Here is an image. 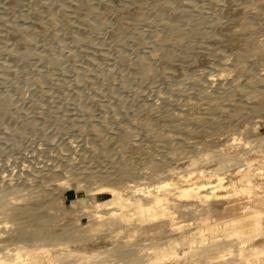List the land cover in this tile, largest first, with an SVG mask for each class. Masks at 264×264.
<instances>
[{
	"label": "rangeland",
	"instance_id": "obj_1",
	"mask_svg": "<svg viewBox=\"0 0 264 264\" xmlns=\"http://www.w3.org/2000/svg\"><path fill=\"white\" fill-rule=\"evenodd\" d=\"M227 1L228 6L245 7L246 12L264 10V0ZM105 2L0 0V179L15 187V191L26 187L19 188V194H38L44 201L58 193L60 212L56 214L74 211L76 220L71 222L77 223L87 219L79 212L85 202L111 198L108 193H85L83 175L90 169L83 166L113 173L124 168L116 175L128 186L152 188L158 181L145 178V172L159 169L165 157L177 158L182 149L179 147L183 146L181 142H168L165 137L181 138L185 132L188 136L183 139L184 145L191 149L181 161H190V165L168 162L163 166L175 168L173 172L180 175L200 174L212 179L218 171L230 170L232 165L223 163L217 153L220 146H205L200 137L216 141L234 134L241 139L239 149L243 155L254 151L264 154V116L242 119L237 128L230 126L246 112L240 101L264 104V91L258 88L264 80L254 75L264 73L263 11L254 21L255 36L244 30L245 39L212 53L206 43L221 26L237 29L234 23H223L216 15L217 0L160 1L142 9L139 18L126 19L128 30L114 36L108 31L109 25L96 24V16L116 11L100 5ZM174 12L182 17L176 19ZM196 22L198 26H194ZM40 24L43 30L34 32V26ZM165 24H175L185 32L193 27L195 30L178 38L176 45L156 52L165 58L157 68L147 65L139 73L131 71L128 62H142L152 52L148 40L171 35ZM15 27L32 28L34 36L14 31ZM75 37L81 39L76 41ZM243 49L245 58L234 62L229 50L236 53ZM202 50L207 59L228 54L225 63H234L227 75L218 76L226 80L224 86L203 82L207 70L202 69L197 56ZM210 101L217 107L198 111L192 120H168L164 116L165 112L177 114L186 109L188 102ZM147 112L158 118L156 126L141 124ZM217 117H225L226 125L208 128L205 120ZM147 127H151V135L157 133L153 141H145L144 133L139 134ZM122 128L132 132L134 129L133 135L114 137ZM113 150L121 157L126 151L135 150L134 160L115 161L109 156ZM256 165L264 166V159ZM57 183L62 185L53 191ZM74 185L80 188L75 190ZM14 203L23 202L14 199ZM15 246L1 243L0 256L15 252Z\"/></svg>",
	"mask_w": 264,
	"mask_h": 264
},
{
	"label": "bare ground",
	"instance_id": "obj_2",
	"mask_svg": "<svg viewBox=\"0 0 264 264\" xmlns=\"http://www.w3.org/2000/svg\"><path fill=\"white\" fill-rule=\"evenodd\" d=\"M106 1L100 5L114 7L116 11L108 16H96V24L103 27L109 25L108 31L114 36L128 30L130 25L125 20L139 18L145 7L160 1L174 3L177 0ZM262 11L254 8L246 12L245 7L228 6L227 0H217L216 15L223 23H234L237 29L221 26L214 38L207 41L208 51L216 53L221 47L232 46L245 39L244 30L249 36H255L257 30L254 21ZM173 17L178 19L182 15L174 12ZM50 19L53 20V17ZM92 26L90 30L94 29ZM194 26H198V23ZM34 27L33 31L36 32L43 25ZM165 27L171 35L148 40L152 52L144 55V61L133 64L125 60L131 71L139 73L147 65L157 68L165 58L156 52L176 45L178 38L195 30L193 27L185 32L175 24ZM13 30L28 35L32 32V28L24 27ZM75 38L76 41L81 39ZM261 50L264 53V47ZM204 51L197 54L202 69L207 70L203 82L207 85L217 82L218 86H224L226 80L218 79V76L227 75L234 63H225L228 54L226 57V54L213 55V58L207 59ZM228 53L233 56L234 62L246 56L244 49L236 53L229 50ZM168 54L169 51L164 55ZM254 75H260L264 80V73ZM258 88L264 91V83ZM2 100L6 101L5 98ZM240 103L246 112L242 118L230 123L231 127H239L242 119L245 121L264 116V104ZM216 107L213 101L199 104L188 102L186 109L179 110L177 114L165 112L164 116L168 120H192L198 111ZM158 121L156 116L147 112L140 122L146 126H156ZM205 121L208 128L226 125L225 117L207 118ZM127 129H120V134L116 133L114 137L133 135L134 129L133 132ZM151 131V127H147L145 132L139 134L144 133L145 141L149 142L157 135H151ZM187 136L185 132L181 138L165 137L166 141L181 142L183 146L180 145L182 149L176 154L177 158L162 156L165 158L158 165L159 169L150 168L145 172V178L158 181L152 188L128 186L127 181L116 175L124 168L113 173L96 166H83V169H90L83 175L85 193H108L111 198L102 202H85L79 212L87 219L80 223L71 222L76 220L74 211L65 212L62 216L56 214V211L60 212L56 202L58 193L51 200L44 201L36 193L34 197L28 193L21 195L19 188L23 190L26 187L16 188L15 191V187L0 179V244L16 245L13 249L15 252L0 256V264H264V166L256 165L264 159V154L254 151L243 155L239 149L241 139L234 134L216 141L200 137L205 146H220L217 153L223 163L232 165L230 170L218 171L212 175V179L200 174L180 175L173 172L175 168L163 166L168 162L190 165V161H181L182 156L188 153L187 149H191L184 145L183 139ZM134 153L135 150L126 151V155L121 157L115 150L109 156L115 161L124 158V162H127L134 160ZM91 178L96 180L91 181ZM101 180L105 182H99ZM61 185L54 184L53 191ZM73 188L77 190L80 185ZM14 199L23 203H14Z\"/></svg>",
	"mask_w": 264,
	"mask_h": 264
}]
</instances>
